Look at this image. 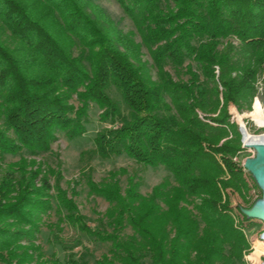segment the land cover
Instances as JSON below:
<instances>
[{
	"label": "trees",
	"instance_id": "trees-1",
	"mask_svg": "<svg viewBox=\"0 0 264 264\" xmlns=\"http://www.w3.org/2000/svg\"><path fill=\"white\" fill-rule=\"evenodd\" d=\"M116 2L135 30L95 0H0V264H90L43 260L37 239L53 209L106 247L92 264H247L258 224L240 225L231 206L229 190L249 201L229 106L250 111L258 95L264 0ZM94 107L109 124L93 139L95 158L126 155L167 176L148 194L137 171L121 170L126 186L115 173L88 176L109 204L91 227L60 169L35 158L60 135H85Z\"/></svg>",
	"mask_w": 264,
	"mask_h": 264
},
{
	"label": "rangeland",
	"instance_id": "rangeland-1",
	"mask_svg": "<svg viewBox=\"0 0 264 264\" xmlns=\"http://www.w3.org/2000/svg\"><path fill=\"white\" fill-rule=\"evenodd\" d=\"M95 1L104 8L114 21L113 23H115L119 29H122L124 32L135 30L131 20L123 12L116 0ZM136 39L139 40L138 36H136ZM144 58L149 60L148 55ZM256 102L260 103L259 108L262 109L264 113V73L258 81V95L250 111L239 112L233 104L229 106V113L233 121L237 122L239 127L240 124L243 123L247 131L253 136L264 134V125H259L252 118ZM101 112L102 111L97 107L91 109L89 115L90 122L87 125V132L85 135L74 139H68L60 135V137H58L59 139L53 143L50 153L35 158L37 163L36 166H40L43 170L48 168V166L56 168V170H58L57 168L60 169L62 176L60 184L62 188L69 192V196L75 198L81 213L87 218L88 225L91 227L97 224V219L99 217L105 215L109 204L103 198L89 192L87 185L88 176L94 181L100 182L104 178H111L113 173H115L117 176L116 178L121 180V184L126 186L128 175L122 173L121 170L126 169L129 174L137 171L142 180L140 191L144 194L150 193L152 188L167 176V172L164 168L145 167L136 163L126 155L104 160L95 158L90 153V150L94 147L93 139L96 133L103 127H109L107 122H103L100 119ZM253 155V150L246 149L241 153L240 157L235 158L234 163L239 168L242 166L246 157H251ZM18 159L19 156L9 155L7 157V163L17 161ZM243 178L248 187L247 199L249 203L244 201L235 191L229 190L228 193L231 206L236 212L238 223L243 226L252 223L258 224L254 230L248 232L251 248L249 253L245 256V261L247 264H261L264 261V241L260 239V234L264 231V223L255 220H247L239 211L240 206L250 207L252 203L261 196V191L256 187V183L248 172H245ZM58 228H62V231L60 232ZM53 232L59 233L60 237L58 241L54 239ZM258 241H262L263 243L258 249L259 252L263 253L259 258L254 256ZM37 244L42 248L43 260L47 261L56 259L64 260L70 254H74L75 258H83L92 264L107 252L106 247L98 240L75 230L67 222L60 223L59 216L55 209L51 210L49 215H43Z\"/></svg>",
	"mask_w": 264,
	"mask_h": 264
},
{
	"label": "water",
	"instance_id": "water-1",
	"mask_svg": "<svg viewBox=\"0 0 264 264\" xmlns=\"http://www.w3.org/2000/svg\"><path fill=\"white\" fill-rule=\"evenodd\" d=\"M239 130L242 134L243 148L252 149L254 155L246 157L242 163V167L248 172L256 187L261 191V196L255 200L250 207H239L240 213L247 220H255L264 223V139L263 135H259V139L245 141V133L247 129L240 124ZM260 239L264 241V231L260 234ZM264 264V261L261 263Z\"/></svg>",
	"mask_w": 264,
	"mask_h": 264
},
{
	"label": "bare ground",
	"instance_id": "bare-ground-1",
	"mask_svg": "<svg viewBox=\"0 0 264 264\" xmlns=\"http://www.w3.org/2000/svg\"><path fill=\"white\" fill-rule=\"evenodd\" d=\"M255 111L252 113V118L254 121H256L259 125H264V113L262 111V109L259 108L260 106V103L259 102H256L255 103ZM243 124V123H242ZM246 127V126H245ZM264 139V134H263V137ZM256 139H259L258 136H253L251 133H249L247 131V133H245V141H250V140H256Z\"/></svg>",
	"mask_w": 264,
	"mask_h": 264
},
{
	"label": "built area",
	"instance_id": "built-area-1",
	"mask_svg": "<svg viewBox=\"0 0 264 264\" xmlns=\"http://www.w3.org/2000/svg\"><path fill=\"white\" fill-rule=\"evenodd\" d=\"M243 147V146H242ZM247 148H244V150H246ZM250 150H252V149H250ZM254 152V151H253Z\"/></svg>",
	"mask_w": 264,
	"mask_h": 264
}]
</instances>
